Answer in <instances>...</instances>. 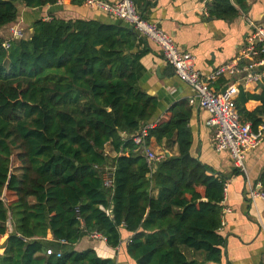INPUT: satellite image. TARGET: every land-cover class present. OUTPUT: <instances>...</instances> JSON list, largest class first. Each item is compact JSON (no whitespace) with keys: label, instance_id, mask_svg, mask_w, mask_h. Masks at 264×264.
I'll return each instance as SVG.
<instances>
[{"label":"trees","instance_id":"obj_1","mask_svg":"<svg viewBox=\"0 0 264 264\" xmlns=\"http://www.w3.org/2000/svg\"><path fill=\"white\" fill-rule=\"evenodd\" d=\"M58 1L0 0V29L18 19L21 4ZM246 8L247 0L208 3L209 14L223 20ZM32 28L30 38H14L8 49L0 40V240L8 234L0 264H118L92 247L75 248L94 231L135 264H222L228 178L194 155L187 102L149 129L147 142L165 140L169 151L154 171L132 140L159 104L138 83L139 33L57 16L37 19ZM259 85L260 93L241 89L236 98L242 121L254 128L264 122V79ZM251 99L261 101L253 111L246 108ZM106 166L114 168L111 187L104 184ZM259 182L264 186V171ZM7 192L16 199L8 202ZM184 248L204 259L189 258Z\"/></svg>","mask_w":264,"mask_h":264},{"label":"crops","instance_id":"obj_2","mask_svg":"<svg viewBox=\"0 0 264 264\" xmlns=\"http://www.w3.org/2000/svg\"><path fill=\"white\" fill-rule=\"evenodd\" d=\"M106 1L116 3L119 0ZM137 1L142 16L158 23L181 49L192 52L195 56V68L204 74L236 58L249 31L247 18L257 23L264 22V0H247V8L239 16L228 20L209 14L208 3L211 0ZM51 16L64 19H97L129 26L122 19L84 5H72L69 0H59L55 4L38 8H28L21 4L18 19L0 29V40L11 38L10 28L13 25L21 28L24 38H30L33 32L32 23ZM136 50L142 54L137 64L138 83L141 89L156 96L159 102L157 114L151 121L158 122L167 118L172 106L174 108L187 102V108L190 109L187 126L194 134V155L228 178L229 188L223 204L224 207H230L231 212L226 215V224L221 229L226 241L222 264H264V201L260 198L253 201L250 197V191L260 181L264 171V140L258 148L247 153L246 172L237 170L228 151L215 150V128L207 124L210 113L197 104H190L192 89L175 74L165 61L160 48L146 37L139 36ZM231 81L238 88L237 96L241 89L249 93L261 92L259 83H247L242 77H234ZM260 105L261 101L251 99L246 103V108L253 111ZM153 145L157 150L167 149L165 140L158 144L152 139L151 146ZM107 150L111 152L110 149ZM173 153L178 154L177 145L173 146ZM152 195L157 197L156 187L153 188ZM51 237L49 234V238ZM129 238V235L125 236L120 245ZM89 247L94 248L102 257H114L116 260L123 253L121 246L112 248L104 239L96 240L89 235L75 244L78 250ZM184 251L191 259H204L203 252L189 248H184ZM117 263L119 264L118 260Z\"/></svg>","mask_w":264,"mask_h":264},{"label":"built area","instance_id":"obj_3","mask_svg":"<svg viewBox=\"0 0 264 264\" xmlns=\"http://www.w3.org/2000/svg\"><path fill=\"white\" fill-rule=\"evenodd\" d=\"M83 5L90 9L100 10L108 16L122 19L141 37H146L160 48L165 61L173 68L175 74L192 89L193 93L189 97L190 104H197L210 113L207 124L215 128V150L217 152L228 151L235 168L246 172L247 153L258 148L264 140V122L254 128L250 121H242L236 106L238 88L231 80L234 77H242L247 83H260L264 79V22L257 23L247 18L249 31L236 58L204 74L195 68V56L192 52L181 49L158 23L142 17L135 0H119L116 3L106 0H84ZM11 30L13 36L3 42V46L7 49L14 38L23 37L21 29L12 27ZM222 78L226 80L224 89L216 87L217 82ZM155 124L156 122H150L132 135V140L140 147L153 171L156 168L155 165L163 160L166 154H169L167 149L160 153L155 152L151 144L147 142L149 129ZM103 177L105 186H113L114 168L106 166ZM228 188L229 181L227 180L225 196ZM263 189L261 182L254 185L250 191L253 201L257 198L264 201ZM230 212V207H224L221 229L225 226V217ZM7 229L8 231L13 230L10 218L7 222ZM89 237L106 241L98 231L91 232ZM51 253L52 250H48V254Z\"/></svg>","mask_w":264,"mask_h":264},{"label":"rangeland","instance_id":"obj_4","mask_svg":"<svg viewBox=\"0 0 264 264\" xmlns=\"http://www.w3.org/2000/svg\"><path fill=\"white\" fill-rule=\"evenodd\" d=\"M12 27H16V28H18V29H21V28H19L17 25H13ZM11 27V28H12ZM11 28H10V30H11ZM13 36V33H12V30H11V37ZM156 141V140H155ZM159 144V143H158ZM152 149L155 151V152H157V153H160L162 150H164V149H161V150H157L158 148H155V146L153 145L152 146ZM173 152V151H172ZM20 165V163H19V161H18V159H17V157H16V154H14V158H13V170H15V172L17 173V174H19L20 175V169H19V166ZM6 198L8 199V202H10V201H13L14 199H16V196L13 194V193H11V192H7L6 193ZM7 237H8V234L7 235H5L1 240H0V243L1 244H3L5 241H6V239H7ZM4 251V249L3 248H1L0 249V252H3ZM128 257V255H126V254H124V253H121L119 256H118V262H119V264H135V262L134 261H132L130 258L128 259L127 258Z\"/></svg>","mask_w":264,"mask_h":264},{"label":"water","instance_id":"obj_5","mask_svg":"<svg viewBox=\"0 0 264 264\" xmlns=\"http://www.w3.org/2000/svg\"><path fill=\"white\" fill-rule=\"evenodd\" d=\"M155 167H157V165H155Z\"/></svg>","mask_w":264,"mask_h":264}]
</instances>
